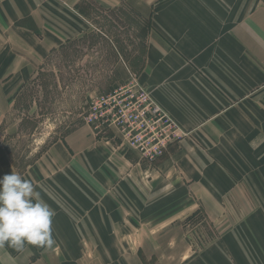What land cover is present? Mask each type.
<instances>
[{
  "label": "crops",
  "instance_id": "0c3cea01",
  "mask_svg": "<svg viewBox=\"0 0 264 264\" xmlns=\"http://www.w3.org/2000/svg\"><path fill=\"white\" fill-rule=\"evenodd\" d=\"M91 8L105 17L127 10L136 25L144 22L141 55L137 49L126 64L124 41L90 39ZM0 11L13 27L39 34L6 39L9 78L18 76L16 61L28 77L33 60L69 47L77 55L83 45L101 42L107 61L114 59L107 74L120 76L109 91L137 76L188 134L154 163L112 131L96 138L85 124L23 171L0 146V177L20 174L55 210L52 247L18 252L5 245L0 264H69L58 253L93 245L109 253L107 264H264V208L253 206L264 196L217 190L233 187L244 167L247 186L264 187V0H0ZM27 79L0 91L8 97ZM198 208L203 221L193 224Z\"/></svg>",
  "mask_w": 264,
  "mask_h": 264
},
{
  "label": "rangeland",
  "instance_id": "374dc122",
  "mask_svg": "<svg viewBox=\"0 0 264 264\" xmlns=\"http://www.w3.org/2000/svg\"><path fill=\"white\" fill-rule=\"evenodd\" d=\"M90 10L87 14L91 18V26L88 28L91 33L90 39L124 41L125 44L122 45L126 51L123 53V60L126 64H129L132 59L135 60L137 49L141 55V38L145 39L147 32L144 22H138L136 25L135 19L128 16L127 10L123 13H107L106 17L96 9L91 8ZM14 23L7 11H0V53H2L0 57V88L4 89L10 82L20 84L23 79H28L23 89L9 93L8 97L5 96L4 91H0V146L9 152L16 169L23 171L39 157L45 148L57 139L64 137L73 128L85 124L83 117L90 101L101 93H107L120 76L107 74L108 67H115L114 59L111 57L107 61V57H109L107 51L101 42H98L95 47L90 48L96 50L93 52H90V45L85 44L82 48L76 49L77 55L73 54L69 47L62 51L63 54L61 51L59 54L53 52L46 58L44 57V60H42L43 58L33 60L34 72L28 77L21 75L22 62L16 61L12 71L18 76L11 75L13 77L11 79L8 76L7 62L2 59L8 46L6 39L28 40L39 36L36 29L31 28L29 32V28L13 27ZM19 23L25 24L26 22ZM142 34L143 37H141ZM14 46L20 47L17 44ZM32 49L35 51L38 50V47L33 44ZM96 52L97 56H95ZM110 62L111 65H109ZM102 67H105L103 71ZM111 70L113 69L111 68ZM9 79L11 80L9 81ZM244 169L246 170L240 171L238 181L233 187L217 189L220 194L251 196L255 199L264 196L263 186L256 188L252 185V188L247 186L245 176L250 175V172H247L246 167ZM255 177L257 176L255 175ZM258 180H255V183ZM260 183H264L263 179L260 180ZM240 206L246 207V205ZM253 206L256 210L264 208L263 203H256ZM200 212L201 210L198 208V215L191 221L194 222L193 224L203 221ZM191 222L186 221L185 223L190 226ZM201 226H207V224L203 223ZM84 242L88 243L92 240L87 237ZM93 246L92 250L87 249L91 246L84 247L82 251H67L58 254L64 253L70 261L69 264H107L109 253L105 250L98 251V245Z\"/></svg>",
  "mask_w": 264,
  "mask_h": 264
},
{
  "label": "built area",
  "instance_id": "2783aa9c",
  "mask_svg": "<svg viewBox=\"0 0 264 264\" xmlns=\"http://www.w3.org/2000/svg\"><path fill=\"white\" fill-rule=\"evenodd\" d=\"M95 137L112 131L127 149L148 163L160 160L188 136L143 89L137 76L94 97L83 117Z\"/></svg>",
  "mask_w": 264,
  "mask_h": 264
},
{
  "label": "clouds",
  "instance_id": "9594fccd",
  "mask_svg": "<svg viewBox=\"0 0 264 264\" xmlns=\"http://www.w3.org/2000/svg\"><path fill=\"white\" fill-rule=\"evenodd\" d=\"M54 216L30 180L15 172L0 177V248L52 247Z\"/></svg>",
  "mask_w": 264,
  "mask_h": 264
}]
</instances>
